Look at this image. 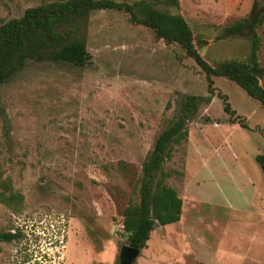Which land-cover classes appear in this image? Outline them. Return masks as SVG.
<instances>
[{
    "label": "rangeland",
    "instance_id": "rangeland-1",
    "mask_svg": "<svg viewBox=\"0 0 264 264\" xmlns=\"http://www.w3.org/2000/svg\"><path fill=\"white\" fill-rule=\"evenodd\" d=\"M53 1L0 0V23ZM251 2L156 8L185 19L206 41V59L241 61L249 43L219 35ZM257 34L264 67V23ZM84 43L82 67L30 61L0 83V172L23 197L17 214L0 204V232L16 234L0 243V264H117L127 245L122 210L136 201L141 165L186 95L209 101L162 164L179 220L155 226L132 264H264V179L254 161L264 154V111L223 78H211L209 94L181 49L122 13L92 12ZM223 101L245 128L228 122Z\"/></svg>",
    "mask_w": 264,
    "mask_h": 264
},
{
    "label": "trees",
    "instance_id": "trees-1",
    "mask_svg": "<svg viewBox=\"0 0 264 264\" xmlns=\"http://www.w3.org/2000/svg\"><path fill=\"white\" fill-rule=\"evenodd\" d=\"M158 5L177 7V0H138L131 3L59 0L27 8L19 18L0 23V83L30 61L84 66L89 59L84 43L89 15L95 11L113 10L126 15L131 25L149 29L153 37L164 45H175L181 49L184 57L192 60L204 74L209 94L211 78H223L238 86L264 111V87L260 84L264 67L257 60L260 46L257 31L264 23V0H252L244 17L221 28L220 39H241L249 43L248 54L241 61H210L203 57L201 51L206 41L195 37L182 16L160 11L156 8ZM208 101L209 97L183 96L171 124L154 139L141 165L136 201H128L121 213L122 231L126 234L128 246L143 249L155 226H166L179 220L181 200L166 184L170 173L163 170L162 164L170 159L173 147L186 139V124L199 105ZM222 110L229 123L238 122L245 128L244 124L234 121L233 111L226 101H223ZM254 161L264 179V154L255 155ZM22 201V195L13 190L9 178H2L0 172V204L17 214L22 209ZM15 238V233L0 232V243H9Z\"/></svg>",
    "mask_w": 264,
    "mask_h": 264
},
{
    "label": "water",
    "instance_id": "water-1",
    "mask_svg": "<svg viewBox=\"0 0 264 264\" xmlns=\"http://www.w3.org/2000/svg\"><path fill=\"white\" fill-rule=\"evenodd\" d=\"M139 251L140 250L128 245L121 246L118 252L117 264H132L138 256Z\"/></svg>",
    "mask_w": 264,
    "mask_h": 264
}]
</instances>
